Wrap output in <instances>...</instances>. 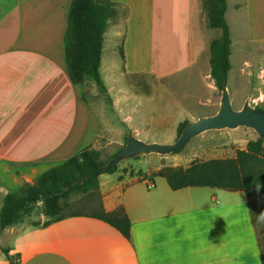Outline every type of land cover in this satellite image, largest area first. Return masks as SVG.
Instances as JSON below:
<instances>
[{
    "label": "crops",
    "instance_id": "0c3cea01",
    "mask_svg": "<svg viewBox=\"0 0 264 264\" xmlns=\"http://www.w3.org/2000/svg\"><path fill=\"white\" fill-rule=\"evenodd\" d=\"M110 1L130 10L122 52L128 60L127 74H143L132 58L141 56L133 43L136 8L158 4L165 11L167 21L162 18V26L169 28L162 29L164 45L177 17L186 31L193 28L196 33L190 11L201 5L200 0ZM72 2L0 0V213L8 194L32 184L39 171L73 157L87 145L93 112L72 82L66 63ZM227 6L230 26L228 0ZM232 9V19L244 24L248 40L264 41V0H239ZM196 37L187 36L185 48L202 74L203 62L194 60ZM105 43L104 39L100 73L114 95L112 74L103 70ZM207 66L212 78L210 55ZM155 70L147 75L161 80ZM167 74L164 70L162 78ZM123 121L134 128L131 117ZM141 166L129 165L99 177L102 207L108 213L125 209L131 221L130 239L92 215L66 216L44 226L48 218L42 211L35 217L33 211L2 231L14 241L8 247L10 255L18 256L17 264H263L245 192L210 187L174 191L165 178L146 173ZM149 181L154 187H148Z\"/></svg>",
    "mask_w": 264,
    "mask_h": 264
},
{
    "label": "rangeland",
    "instance_id": "374dc122",
    "mask_svg": "<svg viewBox=\"0 0 264 264\" xmlns=\"http://www.w3.org/2000/svg\"><path fill=\"white\" fill-rule=\"evenodd\" d=\"M200 1L201 5L190 11V15H194L196 19V33H193V28L192 32L191 29L186 31L180 18H173L176 19L175 24L167 37L166 45L162 43V29L166 27L162 26V18L167 21L165 11L158 4H148V7L140 6L134 10L133 23L138 25L133 26V43L138 47L135 51L141 56L135 55L132 58H135L140 72L146 73L145 75L127 74L128 60L126 54H121L128 35L130 10L116 8L105 33L103 68L104 73L112 74L109 83L114 95L104 93L91 79L76 85L81 97L83 95L82 100L92 109L94 117L85 148L101 152L103 161L108 163L125 147L130 131L147 143L173 144L181 135L178 132L181 123H191L219 111L222 91L216 87L213 78L207 75V59L210 55V43L220 38L222 31L209 27L211 0ZM228 1L231 9L229 23L232 29V68L227 88L231 105L235 111H241L246 104L253 110L264 111V41L248 40L244 24L232 19V6L239 0ZM187 36H192L191 39L194 40L195 36L199 37L195 48L197 58L194 60L203 62L202 74L199 65L189 61L185 48ZM181 51L182 55L179 56ZM153 67L161 80L147 75ZM164 70L168 74L162 78ZM180 113L182 115L179 118ZM128 116L131 117L134 128L128 127L123 121V117ZM259 138L260 135L252 128L211 130L194 137L176 153L141 154L123 160L117 168L122 169L138 163L142 165L144 172L156 174L167 167L187 168L193 161L234 158L237 150L246 149L250 141ZM39 172L38 175L35 174L33 183L44 173ZM249 201L256 231L264 241V196L252 197ZM100 206L98 195L74 193L64 214L92 215L100 211ZM41 211L39 202L34 208V216L40 215ZM13 242L9 234L1 232L0 264L18 263V256L5 254Z\"/></svg>",
    "mask_w": 264,
    "mask_h": 264
},
{
    "label": "trees",
    "instance_id": "16d2710c",
    "mask_svg": "<svg viewBox=\"0 0 264 264\" xmlns=\"http://www.w3.org/2000/svg\"><path fill=\"white\" fill-rule=\"evenodd\" d=\"M210 2L209 27L222 31V36L210 44L211 77L216 87L222 91L232 68L231 29L226 20L228 6L227 0ZM116 8L125 7L110 0H73L69 10L65 43L67 68L75 85L91 79L108 94L101 77L100 66L105 33ZM188 124L189 121H184L179 125V134ZM101 156V152L84 147L73 157L45 171L33 184L26 183L17 192L8 194L0 213V233L20 222L24 216L30 215L39 202L43 203L42 213L48 218L44 226H48L66 216L81 215L64 214L74 193L98 195L101 201L100 175L112 174L118 170L116 167L101 171L107 164ZM158 175L165 178L174 191L189 187H210L233 192L243 191L248 200L264 196V140L259 138L250 141L246 149L237 150L234 158L193 161L187 168H163ZM83 177L88 178L73 185ZM250 210L255 226L251 206ZM92 216L110 224L125 238L130 239L131 221L123 207L108 213L104 211L101 203L100 211ZM256 234L264 264V241L259 238L257 231ZM5 254L9 255V250L5 251Z\"/></svg>",
    "mask_w": 264,
    "mask_h": 264
},
{
    "label": "water",
    "instance_id": "95a60500",
    "mask_svg": "<svg viewBox=\"0 0 264 264\" xmlns=\"http://www.w3.org/2000/svg\"><path fill=\"white\" fill-rule=\"evenodd\" d=\"M238 127L252 128L260 135V139L264 140V111L253 110L248 104H246L241 111H235L231 105L226 83L222 90V100L219 111L214 115L201 117L197 121L189 123L175 143H147L135 137L132 131H130L125 147L113 157L101 171L116 168L123 160L141 154L176 153L182 150L194 137L203 132L225 128L235 129ZM87 178L88 177H83L73 185L79 184Z\"/></svg>",
    "mask_w": 264,
    "mask_h": 264
},
{
    "label": "built area",
    "instance_id": "2783aa9c",
    "mask_svg": "<svg viewBox=\"0 0 264 264\" xmlns=\"http://www.w3.org/2000/svg\"><path fill=\"white\" fill-rule=\"evenodd\" d=\"M148 187H149V188L154 187V183H153L152 181H149V182H148Z\"/></svg>",
    "mask_w": 264,
    "mask_h": 264
},
{
    "label": "clouds",
    "instance_id": "9594fccd",
    "mask_svg": "<svg viewBox=\"0 0 264 264\" xmlns=\"http://www.w3.org/2000/svg\"><path fill=\"white\" fill-rule=\"evenodd\" d=\"M257 191H259V187L257 188Z\"/></svg>",
    "mask_w": 264,
    "mask_h": 264
}]
</instances>
